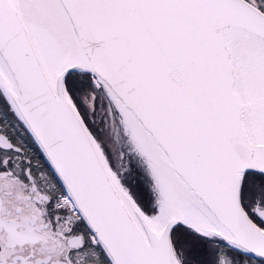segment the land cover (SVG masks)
I'll return each mask as SVG.
<instances>
[{"label": "snow or ice", "instance_id": "snow-or-ice-1", "mask_svg": "<svg viewBox=\"0 0 264 264\" xmlns=\"http://www.w3.org/2000/svg\"><path fill=\"white\" fill-rule=\"evenodd\" d=\"M0 264H264V0H0Z\"/></svg>", "mask_w": 264, "mask_h": 264}]
</instances>
